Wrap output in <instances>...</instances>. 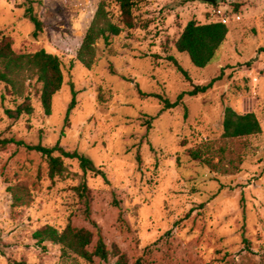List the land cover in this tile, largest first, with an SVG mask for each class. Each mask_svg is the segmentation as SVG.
<instances>
[{
	"label": "rangeland",
	"instance_id": "1",
	"mask_svg": "<svg viewBox=\"0 0 264 264\" xmlns=\"http://www.w3.org/2000/svg\"><path fill=\"white\" fill-rule=\"evenodd\" d=\"M103 0H0V30L16 54L44 50L60 58L64 85L46 115L35 79L23 96L0 83V140L53 148L90 158L107 180L65 160L63 177L49 179L47 158L23 146L0 147V264L88 262L33 234L52 226L93 233L117 247L129 264H264V0H143L136 27L96 47L91 69L77 54ZM116 19L119 9L107 0ZM32 6L44 24L35 39ZM191 21L225 23L229 34L214 62L197 68L176 43ZM188 72L185 79L171 62ZM213 87L185 96L196 86ZM75 104L68 115L73 101ZM29 98L32 115L10 119ZM228 108L254 113L262 133L224 141ZM224 150L240 157L225 175L193 161L189 150ZM218 158H216V162ZM86 184L88 198L74 188Z\"/></svg>",
	"mask_w": 264,
	"mask_h": 264
},
{
	"label": "trees",
	"instance_id": "2",
	"mask_svg": "<svg viewBox=\"0 0 264 264\" xmlns=\"http://www.w3.org/2000/svg\"><path fill=\"white\" fill-rule=\"evenodd\" d=\"M113 1L119 9V17L115 21L110 4L107 0H103L78 51L77 60L87 69H91L96 62V47L101 40L109 42L111 38L120 36L125 30H132L136 27L134 8L137 3L143 0ZM26 17L34 25L33 37L37 39L44 31V24L35 14L32 6L27 7ZM228 34L229 29L225 23L199 24L196 21H191L176 43V49L182 54H187L195 67L204 69L214 62ZM170 60L177 71L190 81L188 72L175 59L171 58ZM32 79L41 85L40 101L45 114L51 115L53 98L64 85V72L60 58L48 54L44 50L33 54H16L11 40L6 38L0 30V83L9 87L13 95L22 97L26 82ZM214 82L215 80L209 85L196 86L192 91L182 93L172 104L159 96L158 98L163 101L166 109H173L181 104L185 96L196 97L207 93L213 87ZM75 95L73 93L74 98L68 115L75 104ZM33 113L34 107L29 98H26L25 102L15 110L6 111L7 116L14 120ZM223 131V140L233 142L261 134L262 127L254 113L241 115L228 108L224 114ZM9 144L23 146L28 151L46 157L51 181L63 177L66 171V159L77 160L83 172L94 173L107 180L105 173L96 167L90 158L78 152H68L59 145L47 148L42 145L30 146L14 140H0V147H6ZM188 154L193 161L201 162L213 172L225 175L237 173L241 162V158L235 157L234 153H232V159L226 162L227 156L224 150L213 153L210 150L197 149L189 150ZM216 158H218L217 162ZM74 190L82 197L88 198L89 191L86 184L76 187ZM93 237L91 231L71 226L66 227L63 231L52 226H45L33 234L37 244L42 245L50 242L59 245L62 247L63 254L70 252L88 262H92L95 258L107 262L110 257H114L117 258L116 264H129L127 256L122 254L117 247L113 251H109L101 237L98 239L95 250L91 252L89 247L93 242Z\"/></svg>",
	"mask_w": 264,
	"mask_h": 264
},
{
	"label": "water",
	"instance_id": "3",
	"mask_svg": "<svg viewBox=\"0 0 264 264\" xmlns=\"http://www.w3.org/2000/svg\"><path fill=\"white\" fill-rule=\"evenodd\" d=\"M205 2L210 3L212 5H216L217 4L216 0H205Z\"/></svg>",
	"mask_w": 264,
	"mask_h": 264
}]
</instances>
